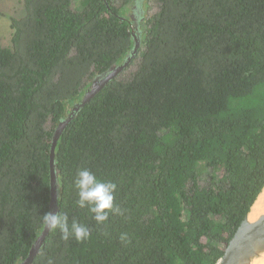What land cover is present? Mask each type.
Returning <instances> with one entry per match:
<instances>
[{
  "label": "trees",
  "instance_id": "trees-1",
  "mask_svg": "<svg viewBox=\"0 0 264 264\" xmlns=\"http://www.w3.org/2000/svg\"><path fill=\"white\" fill-rule=\"evenodd\" d=\"M128 1L23 0L11 20L0 45V264L24 261L43 231L57 126L135 46ZM153 3L131 63L55 149L56 214L88 236L49 231L30 264H218L264 187V0ZM82 169L116 186L102 223L77 204Z\"/></svg>",
  "mask_w": 264,
  "mask_h": 264
},
{
  "label": "water",
  "instance_id": "water-1",
  "mask_svg": "<svg viewBox=\"0 0 264 264\" xmlns=\"http://www.w3.org/2000/svg\"><path fill=\"white\" fill-rule=\"evenodd\" d=\"M137 15V14H136ZM132 24V34L133 40L135 42V46L130 51L126 59H124L121 63L113 64L110 68H108L104 73L98 75L91 85V88L88 89L83 95L82 99L75 103L67 115L65 119H63L59 125L57 126L53 143L51 147V202H50V213L56 214L57 212V197H58V189H57V173L55 167V149L58 144V141L67 128L70 121L73 119L75 114L85 106V104L90 101V99L110 80L119 75L127 66L131 63L132 58L138 52V47L140 46V42L142 40V36L140 34L138 28V20L135 16V21L131 22ZM262 197L264 199V187L262 191L259 193L258 197ZM256 198L252 207L258 200ZM250 211L238 226L233 236L230 238L227 243L224 254L220 258L218 264H261L264 261V210L259 213L253 220L250 219ZM49 229L44 226L42 233L36 239L32 249L28 257L22 261L20 264H30L32 263L36 253L39 251L42 246L47 234L49 233Z\"/></svg>",
  "mask_w": 264,
  "mask_h": 264
},
{
  "label": "clouds",
  "instance_id": "clouds-1",
  "mask_svg": "<svg viewBox=\"0 0 264 264\" xmlns=\"http://www.w3.org/2000/svg\"><path fill=\"white\" fill-rule=\"evenodd\" d=\"M74 186L78 190L79 198L77 204L79 207L84 208L87 206L89 211L94 214L97 222L106 221L108 212L113 210L114 207L113 193L116 186L112 183L99 181L87 169H82L78 172ZM43 225L50 231H55L59 228L65 239L69 235H74L77 240H83L88 236V231L84 226L73 221L71 227H69L67 216L61 214H45ZM261 264H264V261Z\"/></svg>",
  "mask_w": 264,
  "mask_h": 264
},
{
  "label": "rangeland",
  "instance_id": "rangeland-1",
  "mask_svg": "<svg viewBox=\"0 0 264 264\" xmlns=\"http://www.w3.org/2000/svg\"><path fill=\"white\" fill-rule=\"evenodd\" d=\"M79 1L80 0H76L77 3H79ZM118 2L117 4L119 5L120 2ZM142 4V11H137V20H140V17H143L144 14H151L158 9L157 4L153 3V0H145ZM130 7L128 8L129 10H131ZM24 13L25 10L23 0H0V45H9L11 43V36L13 32V29L11 28V20L13 17L18 18L23 16ZM210 175V169L205 168L201 176V183L205 185L209 184Z\"/></svg>",
  "mask_w": 264,
  "mask_h": 264
},
{
  "label": "flooded vegetation",
  "instance_id": "flooded-vegetation-1",
  "mask_svg": "<svg viewBox=\"0 0 264 264\" xmlns=\"http://www.w3.org/2000/svg\"><path fill=\"white\" fill-rule=\"evenodd\" d=\"M143 1H145V0H129L127 2V4H125L122 7V11H124V12H122V14H124L123 18H127L130 21V24H131V22H134L135 21V16L137 14V11L138 10L139 11L141 10V7L143 5L142 4ZM129 7L131 8V10L128 9ZM136 18H138V17H136ZM141 18H143V17H140V20H141ZM138 22H139V20H138Z\"/></svg>",
  "mask_w": 264,
  "mask_h": 264
},
{
  "label": "bare ground",
  "instance_id": "bare-ground-1",
  "mask_svg": "<svg viewBox=\"0 0 264 264\" xmlns=\"http://www.w3.org/2000/svg\"><path fill=\"white\" fill-rule=\"evenodd\" d=\"M264 210V199L260 196L250 212V219L253 220L259 213Z\"/></svg>",
  "mask_w": 264,
  "mask_h": 264
}]
</instances>
